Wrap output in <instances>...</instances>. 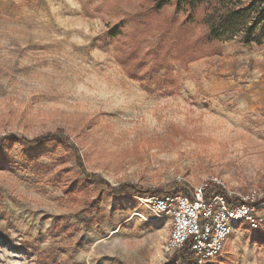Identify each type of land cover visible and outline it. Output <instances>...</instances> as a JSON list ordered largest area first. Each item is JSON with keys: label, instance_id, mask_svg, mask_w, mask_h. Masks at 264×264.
Returning a JSON list of instances; mask_svg holds the SVG:
<instances>
[{"label": "rangeland", "instance_id": "1", "mask_svg": "<svg viewBox=\"0 0 264 264\" xmlns=\"http://www.w3.org/2000/svg\"><path fill=\"white\" fill-rule=\"evenodd\" d=\"M204 12L0 0V264H182L143 200L210 178L263 218L211 264H264V22L212 39Z\"/></svg>", "mask_w": 264, "mask_h": 264}, {"label": "built area", "instance_id": "2", "mask_svg": "<svg viewBox=\"0 0 264 264\" xmlns=\"http://www.w3.org/2000/svg\"><path fill=\"white\" fill-rule=\"evenodd\" d=\"M220 180L210 178L201 185L187 190L186 194L165 192L144 198L143 202L153 218L147 221H169V235L165 242L167 251H180L185 244L191 253L190 264H211L224 251L229 237L239 226L257 230L263 218L255 212L253 197H238L232 192L204 191L220 186Z\"/></svg>", "mask_w": 264, "mask_h": 264}, {"label": "trees", "instance_id": "3", "mask_svg": "<svg viewBox=\"0 0 264 264\" xmlns=\"http://www.w3.org/2000/svg\"><path fill=\"white\" fill-rule=\"evenodd\" d=\"M155 10H160L165 6L174 5L176 11L187 12V19H193L194 12L199 7L204 8L202 23L207 27L208 36L212 39L231 40L240 32L246 37H250L256 27L264 22V0H151ZM252 15V16H251ZM248 40V38H247ZM52 135L42 136L29 143L35 144L41 140L48 139ZM92 179L99 180L96 174L89 175ZM108 188L118 195L133 193V187L119 185ZM221 186L213 185L204 191V197L211 193L223 192ZM172 193L186 194L188 191L175 190ZM162 194L160 192H154ZM260 200L254 199L251 205H256ZM182 264L191 263V253L188 244H185L179 252Z\"/></svg>", "mask_w": 264, "mask_h": 264}, {"label": "crops", "instance_id": "4", "mask_svg": "<svg viewBox=\"0 0 264 264\" xmlns=\"http://www.w3.org/2000/svg\"><path fill=\"white\" fill-rule=\"evenodd\" d=\"M158 222H161L167 227L168 231L170 230L169 221L168 220H159Z\"/></svg>", "mask_w": 264, "mask_h": 264}]
</instances>
